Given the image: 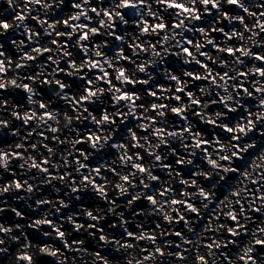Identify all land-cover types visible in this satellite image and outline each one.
Segmentation results:
<instances>
[{
	"label": "snow or ice",
	"instance_id": "1",
	"mask_svg": "<svg viewBox=\"0 0 264 264\" xmlns=\"http://www.w3.org/2000/svg\"><path fill=\"white\" fill-rule=\"evenodd\" d=\"M0 264H264V0H0Z\"/></svg>",
	"mask_w": 264,
	"mask_h": 264
}]
</instances>
